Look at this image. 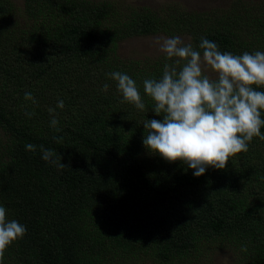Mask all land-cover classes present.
<instances>
[{
  "label": "trees",
  "instance_id": "obj_1",
  "mask_svg": "<svg viewBox=\"0 0 264 264\" xmlns=\"http://www.w3.org/2000/svg\"><path fill=\"white\" fill-rule=\"evenodd\" d=\"M18 10L0 0V92L8 103L0 98V126L9 138L0 145V206L27 231L0 264H111L127 254L175 264L199 256L208 241L230 245L239 264H264V140L254 137L225 169L209 167L199 177L180 161L166 162L143 145L145 121L163 119L143 81L159 79L172 61L114 54L124 36L164 32L190 35L201 53L203 37L241 55L264 23H245L248 39L229 15L217 23L178 7L160 8L161 17L127 7L119 21L110 19L117 9L106 0H23ZM112 72L136 82L145 110L121 103ZM40 145L69 167L44 161Z\"/></svg>",
  "mask_w": 264,
  "mask_h": 264
},
{
  "label": "clouds",
  "instance_id": "obj_2",
  "mask_svg": "<svg viewBox=\"0 0 264 264\" xmlns=\"http://www.w3.org/2000/svg\"><path fill=\"white\" fill-rule=\"evenodd\" d=\"M160 43V41H157ZM198 51L180 37L164 38L160 51L168 61L159 79H145L143 89L154 102L153 112L162 120H146L143 145L151 153L159 154L166 162L177 161L194 170L193 175H203L207 168L225 169L229 158L248 151L254 137L264 140L261 128L264 119V52H244L233 55L221 52L218 45L201 38ZM210 68L215 78L205 74ZM121 103L127 102L138 110H145V103L136 82L129 75L112 72ZM105 83L102 90L107 92ZM25 100L36 103L31 92ZM64 101L56 107L63 109ZM50 127L57 132L59 121L54 108L48 109ZM32 116L34 113H26ZM62 145L63 137L54 136ZM37 145L26 144L27 151L35 152ZM44 161L64 169L61 155L54 149L39 146ZM6 208L0 206V262L6 249L26 234V227L17 220L6 217ZM241 251L247 252L242 246Z\"/></svg>",
  "mask_w": 264,
  "mask_h": 264
},
{
  "label": "rangeland",
  "instance_id": "obj_3",
  "mask_svg": "<svg viewBox=\"0 0 264 264\" xmlns=\"http://www.w3.org/2000/svg\"><path fill=\"white\" fill-rule=\"evenodd\" d=\"M8 1L14 7H17L21 12L23 6V0H5ZM90 2H98L102 0H87ZM112 3L116 7V12L113 17V21H119L124 18L123 12L130 7L145 6L149 7L151 11L160 15V8H173L178 7L188 12L199 13L207 18H221L217 19V23H223L224 18L229 15L234 20L233 29H237L246 38L250 39L247 34V29L244 26L252 17H258L259 22L264 23V0H106ZM121 12V13H119ZM116 17V18H114ZM255 26L260 28L257 37V32L253 34L252 38L255 43L251 46H247L245 50L249 53L256 51L264 52V25ZM231 28V29H232ZM180 37L184 43H189L190 35L188 34H176L168 35L164 32H157L151 34H134L127 35L119 39L116 43V49L114 54L123 60H140L142 63L151 58H159L165 55L160 51V43L164 38ZM160 41L158 43L157 41ZM245 52V51H244ZM243 52V53H244ZM242 53V54H243ZM241 54V55H242ZM202 55V53H201ZM205 74L211 78H215V73L210 69H205ZM0 98L7 103L2 97L0 92ZM8 104V103H7ZM8 134L0 126V145L4 146ZM203 252L195 257L189 259L188 256L182 260H179L175 264H239V257L236 252L225 243L221 246L219 241L207 242ZM146 256V255H144ZM111 264H160L152 256L141 257L138 259L134 254H127L117 256Z\"/></svg>",
  "mask_w": 264,
  "mask_h": 264
}]
</instances>
